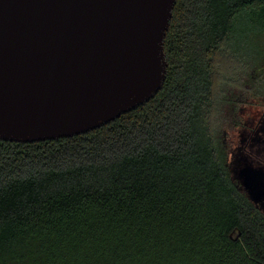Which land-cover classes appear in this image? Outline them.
I'll return each instance as SVG.
<instances>
[{"label":"trees","instance_id":"16d2710c","mask_svg":"<svg viewBox=\"0 0 264 264\" xmlns=\"http://www.w3.org/2000/svg\"><path fill=\"white\" fill-rule=\"evenodd\" d=\"M164 51L160 90L116 119L0 140V264H264L225 139L235 89L261 93L264 0H176Z\"/></svg>","mask_w":264,"mask_h":264},{"label":"water","instance_id":"95a60500","mask_svg":"<svg viewBox=\"0 0 264 264\" xmlns=\"http://www.w3.org/2000/svg\"><path fill=\"white\" fill-rule=\"evenodd\" d=\"M175 3L0 0V140L72 137L154 97L166 79ZM259 124L244 134L251 149L233 173L264 211V117Z\"/></svg>","mask_w":264,"mask_h":264},{"label":"rangeland","instance_id":"374dc122","mask_svg":"<svg viewBox=\"0 0 264 264\" xmlns=\"http://www.w3.org/2000/svg\"><path fill=\"white\" fill-rule=\"evenodd\" d=\"M247 83L252 84L253 81L247 80ZM258 89H260L261 93L257 92L256 94H254L253 89L251 91L245 92H243L241 89H235L236 93H234L236 94V97H238L239 93L243 94L244 96L242 98L243 101L239 104L240 111L237 112L238 116L235 115L236 118H234V123L232 122L226 128L225 132L226 142L230 145L231 150L234 151L233 153H231L230 160L234 159L235 153H241L240 151L246 154L249 153L251 146L247 144L248 142H246V145H243V139L245 137L244 134H246V137L251 138L254 135L252 130L256 129L260 125L259 122L264 117V82L258 85ZM240 122L241 124L238 125L237 123ZM253 144L254 142L251 143L252 146ZM253 147L255 148V150L260 149L259 144L254 145ZM253 157L254 159H256L257 154L254 153ZM261 159L264 163V156Z\"/></svg>","mask_w":264,"mask_h":264},{"label":"flooded vegetation","instance_id":"af4514ba","mask_svg":"<svg viewBox=\"0 0 264 264\" xmlns=\"http://www.w3.org/2000/svg\"><path fill=\"white\" fill-rule=\"evenodd\" d=\"M256 130H257V128H256V129H253L252 132L255 133V132H257ZM243 145H245V144H244V141H243ZM241 149H242V147H241ZM241 149H240V150H241ZM240 152L243 153L242 151H240ZM247 154H249V153H247ZM236 161H237V160H236Z\"/></svg>","mask_w":264,"mask_h":264}]
</instances>
